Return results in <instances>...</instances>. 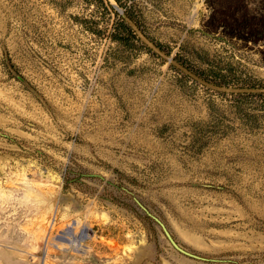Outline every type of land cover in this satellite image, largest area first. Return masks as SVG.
<instances>
[{"label": "rangeland", "instance_id": "rangeland-1", "mask_svg": "<svg viewBox=\"0 0 264 264\" xmlns=\"http://www.w3.org/2000/svg\"><path fill=\"white\" fill-rule=\"evenodd\" d=\"M125 2L0 0V264H264V0Z\"/></svg>", "mask_w": 264, "mask_h": 264}, {"label": "trees", "instance_id": "trees-1", "mask_svg": "<svg viewBox=\"0 0 264 264\" xmlns=\"http://www.w3.org/2000/svg\"><path fill=\"white\" fill-rule=\"evenodd\" d=\"M114 1L119 7L124 8V13L126 17L129 18L131 21H134L137 24V19L133 17V13H132L133 9L131 11L129 10V8L126 5L125 0H114ZM110 8L114 12V14L116 16H119L120 18V20L117 22V25L115 27V32H113V34L111 35V38L114 41H117L121 44H125L129 38H133L135 39V41H138L142 46L149 49L148 46L140 39V37L137 36V33L135 32V30L130 26V24L125 20V18L122 15H119V12L113 6H110ZM212 18L214 20V16L213 17L211 16V20ZM230 18H231L230 20H225V21H229V24L233 25L234 28L247 29L249 32H252V33L256 31H259L261 33L264 32V15L261 13L260 14L255 13L251 17H243V16L240 17L239 16L236 18V17L231 16ZM142 33L143 35L146 36V34H144L143 31ZM147 38L150 39L149 37ZM151 41L156 47L161 48V46L158 43L154 42L153 40ZM178 60L181 62V65L193 71L196 75L201 77L206 82L212 83L217 86L227 87L229 85L228 82L223 80L220 74H214V73L205 74L202 70H198L190 65H187L183 60H180V59ZM262 85L263 84H260L257 87L264 88V85L263 86ZM247 95L248 94H245V93L238 94V96H247ZM257 95L264 96V93L261 92V93H258Z\"/></svg>", "mask_w": 264, "mask_h": 264}, {"label": "water", "instance_id": "water-1", "mask_svg": "<svg viewBox=\"0 0 264 264\" xmlns=\"http://www.w3.org/2000/svg\"><path fill=\"white\" fill-rule=\"evenodd\" d=\"M125 15V14H124ZM124 18H127L126 15L124 16ZM130 22H132L129 18H127ZM3 49V57H4V62H5V66L9 72V74L16 79L20 84H22L26 90H28L37 100L38 102L43 106V108L48 112V114L50 116H52V113L50 111V108L48 106V103L46 102L45 98L41 95V93L22 75L20 74L12 65V63L10 62L9 56H8V52L6 50V47L3 45L2 46ZM85 175H89V176H99L98 174H85ZM194 186H203V187H211V188H217V189H223L229 192H233L231 189L223 187V186H219V185H212V184H206V183H193ZM134 201L136 202V204L145 212V214L151 218L161 229L164 237L166 238V240L169 242V244L175 249L177 250L179 253L188 256L190 258H194L197 260H202V261H212V262H216V261H223L221 259H217V258H209L206 256H202L199 255L197 253H194L192 251L187 250L186 248H184L183 246H181L173 237L172 233L170 232V230L168 229L167 225L165 224V222L159 218L157 215L153 214L147 207H145L135 196L133 197Z\"/></svg>", "mask_w": 264, "mask_h": 264}, {"label": "bare ground", "instance_id": "bare-ground-1", "mask_svg": "<svg viewBox=\"0 0 264 264\" xmlns=\"http://www.w3.org/2000/svg\"><path fill=\"white\" fill-rule=\"evenodd\" d=\"M85 230V228H83V231ZM78 237L80 238V239H83V238H85V237H80V234L78 235Z\"/></svg>", "mask_w": 264, "mask_h": 264}]
</instances>
